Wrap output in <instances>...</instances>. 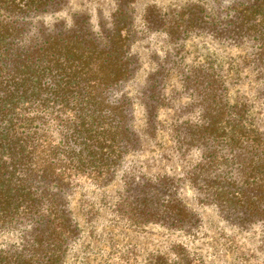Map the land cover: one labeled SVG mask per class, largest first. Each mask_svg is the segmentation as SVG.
Masks as SVG:
<instances>
[{
  "label": "trees",
  "instance_id": "trees-1",
  "mask_svg": "<svg viewBox=\"0 0 264 264\" xmlns=\"http://www.w3.org/2000/svg\"><path fill=\"white\" fill-rule=\"evenodd\" d=\"M67 2L0 0V234H19L18 244L0 249V264H66L81 236L69 206L72 188L85 180L105 186L126 157L141 149L135 99L145 112V134L153 137L159 127L163 104L150 77L140 96L121 93L140 67L131 53L129 6L119 3L112 28L94 30L82 13L56 17ZM236 5L239 10L217 20H203L195 8L197 20L189 16L184 24L200 22V29L227 45L246 43L264 91V0ZM196 75L202 123L172 131L179 157L198 150L199 161L179 178H127V192L138 194L125 197L115 212L124 209L138 224L158 219L169 231L186 232L197 220L177 187L188 182L227 223L263 224L264 134L250 127L245 104L226 111L219 77ZM159 257L162 264L191 262L180 244L170 257Z\"/></svg>",
  "mask_w": 264,
  "mask_h": 264
},
{
  "label": "rangeland",
  "instance_id": "rangeland-1",
  "mask_svg": "<svg viewBox=\"0 0 264 264\" xmlns=\"http://www.w3.org/2000/svg\"><path fill=\"white\" fill-rule=\"evenodd\" d=\"M123 1L129 6L126 18L135 26L131 53L140 67L121 93L132 99L140 96L150 77L152 90L160 94L163 104L159 127L153 137L145 134V112L135 99L134 128L141 137V149L126 157L105 186L85 180L72 188L69 206L81 236L66 264H162L159 256L170 257L175 244L186 249L190 264H264V223L244 227L227 223L214 202L188 182L177 187L186 207L196 215L195 225L186 232L169 231L158 219L138 224V218L129 220L124 209L115 212L125 197L138 194L127 192L130 186L123 185L127 178L137 182L162 175L179 178L199 161L198 150L179 157L172 131L176 126L179 134L202 123L200 88L192 81L197 73L208 71L219 77L227 94L226 111L233 104H245L250 127L264 134V91L252 69L247 44L239 40L227 45L200 29V22L184 24L189 16L197 20L195 8L202 11L198 14L203 20L222 19L233 8L239 10L238 0H68L56 17L68 19L70 13L79 12L89 16L94 30H109ZM137 187L148 190L149 186ZM18 238V233L0 234V249L18 244Z\"/></svg>",
  "mask_w": 264,
  "mask_h": 264
}]
</instances>
